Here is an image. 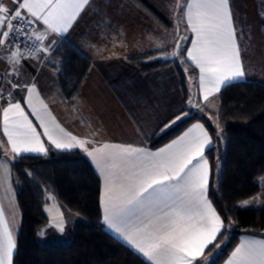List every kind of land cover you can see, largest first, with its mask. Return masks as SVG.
<instances>
[{
	"label": "snow or ice",
	"instance_id": "snow-or-ice-1",
	"mask_svg": "<svg viewBox=\"0 0 264 264\" xmlns=\"http://www.w3.org/2000/svg\"><path fill=\"white\" fill-rule=\"evenodd\" d=\"M88 3L89 0H12L9 7L0 0V46L9 45L6 62L11 67L0 79L18 75L23 68L22 61L33 58L36 48L21 52V38L32 40L34 37L43 44L49 34L62 36ZM177 6L184 8L182 15L188 30L194 34L191 48L184 52L187 60L199 69L202 99L206 106L212 107L207 104L209 97L245 77L230 0H184ZM55 44L53 39L39 50L50 52ZM176 46L180 47L179 41ZM12 47L16 50L11 51ZM8 83L12 88L20 87L11 80ZM25 87L28 91L25 102L50 144L64 151L80 147L103 176L101 206L106 226L151 264H194L206 249L211 251L210 245L220 247L216 241L224 221L207 196L211 172L204 153L211 146V136L203 124H194L157 152L108 143L89 149L88 140L64 133L59 125L49 127L45 123L48 106L40 101L43 111L38 110L32 101L35 85ZM4 91L0 88V98ZM8 95L11 97L12 93ZM188 103L204 110L192 100ZM187 115V112L177 114L171 123ZM3 131L15 157L26 153L47 154L41 134L19 102H9L3 109ZM249 203L244 201L245 206ZM2 217L0 211V264H13L16 244ZM52 222L60 233L64 232L65 220L59 209ZM39 235L43 236L44 232ZM228 264H264V240L242 242L232 252Z\"/></svg>",
	"mask_w": 264,
	"mask_h": 264
},
{
	"label": "crops",
	"instance_id": "crops-1",
	"mask_svg": "<svg viewBox=\"0 0 264 264\" xmlns=\"http://www.w3.org/2000/svg\"><path fill=\"white\" fill-rule=\"evenodd\" d=\"M141 1L160 16L168 28L158 26L151 18L147 17L135 1L89 0L67 33L62 36L49 34L41 44L43 47L55 39L56 44L50 52L41 51L32 59L23 60V68L18 75H7L5 79H0V88L6 89V92L12 89L8 81L17 80L16 83L20 87L15 90L12 103L19 102L24 108L28 119L32 121L36 131L41 134V141L47 149V154L51 150H64H57L50 144L47 137L43 136V128L39 126L40 122L25 102L28 99V91L25 85H35L36 91L32 93V101L38 110L43 111L40 101L48 106L49 115L45 117V123L49 127H52L53 124L59 125L64 133H70L79 139L88 140L89 144L86 147L89 149L108 143L132 145L144 148L149 152H157L161 148L152 149L150 147L151 139L160 131L174 128L181 121L171 123L177 114L182 112H187L188 115L196 113L209 118L218 112L219 93L225 87L209 97L207 104L212 105V107L206 106L198 87L199 69L187 60L186 52H184V50L191 48V41L194 39V34L188 30L186 18L182 15L184 8L177 6L178 2L183 4L184 0ZM4 2L7 6H12V0H4ZM230 9L236 29L240 59L245 72L243 79L233 83L256 82L264 85V0H230ZM43 27L41 22V30ZM62 40L74 42L76 50L90 61V69L82 86L81 97L70 103L58 100L55 95L61 66L59 58L56 57V50ZM177 41L180 44L179 48L176 46ZM6 49L5 46H0V77L11 71L10 65L6 62V57L10 55V51H6ZM173 52L176 55H172ZM149 53H163L160 58L175 61L181 66L184 74H187L186 76L190 80V83L189 80L186 81L187 97L182 91L174 65L142 74L127 63V58L130 55ZM189 100L199 104L204 110L200 111L199 108L190 105ZM7 106L3 100H0V143L3 144V147H0V158H16L11 153V146L8 145L7 137L3 131V109ZM196 123L203 124L202 122ZM169 124L170 126L166 127ZM204 127L211 136V146L206 148L205 158L207 159L206 153L209 150L215 149L217 165L219 166L218 161L223 155L226 138L222 131H217L215 125L213 126V134L205 125ZM68 151H79L84 154L100 177L103 194L104 179L92 158L78 146ZM22 155L44 154L26 153ZM209 168L211 172L210 163ZM210 180L211 175L209 185ZM259 180V184H261L264 176ZM11 184H13L12 171ZM260 194L261 192L254 198ZM51 202L53 201L49 200L45 207ZM212 207L214 208L213 205ZM239 207L251 209L247 208L248 206H245L244 202ZM0 211L3 212L1 206ZM62 212L64 215L65 212L70 213L64 206ZM2 220L5 221L4 213ZM104 225L106 230L116 239L132 248L151 264L146 257L109 229L105 223ZM0 231H2V225H0ZM250 240H264V238L243 235L237 247L242 242ZM16 242L17 239L15 244ZM207 250L203 256L197 258L194 264H211L209 260L215 251L208 257L206 256ZM231 254L223 264H228Z\"/></svg>",
	"mask_w": 264,
	"mask_h": 264
},
{
	"label": "trees",
	"instance_id": "trees-1",
	"mask_svg": "<svg viewBox=\"0 0 264 264\" xmlns=\"http://www.w3.org/2000/svg\"><path fill=\"white\" fill-rule=\"evenodd\" d=\"M132 1L158 26L168 28L145 3ZM162 54L130 55L127 63L142 74L174 65L187 97V79L181 66L175 61L158 58ZM56 57L61 62L56 98L69 103L78 100L90 61L70 40L60 42ZM218 98L219 109L214 117L226 138V145L220 166L215 149L206 153L211 166L208 197L225 228L216 241L223 252L212 264H223L239 245L241 236L264 238V209L239 207L260 193L258 180L264 176V85L236 82L221 90ZM196 122H202L213 134L214 124L209 118L191 113L174 128L156 134L150 147L166 146ZM11 171L21 212L13 264H150L106 230L101 206L102 182L84 154L51 150L46 155H22L15 158ZM49 194L79 217L63 244L39 241L40 230L50 222L44 210ZM209 248L211 251L207 250L206 255L219 249L212 245Z\"/></svg>",
	"mask_w": 264,
	"mask_h": 264
},
{
	"label": "rangeland",
	"instance_id": "rangeland-1",
	"mask_svg": "<svg viewBox=\"0 0 264 264\" xmlns=\"http://www.w3.org/2000/svg\"><path fill=\"white\" fill-rule=\"evenodd\" d=\"M186 79L189 80V77L187 78L186 76ZM189 83H190V80H189ZM209 118L211 122L215 125V127L217 128V131L218 132L221 131L217 127L216 117L211 116ZM14 160L15 158H11V157L0 158V206L5 215V221L8 223L9 229L11 230L13 239L15 241L18 237L19 230H20L21 212L19 209L18 201H17L16 189L14 188V186H12L13 184H11V166H12L11 163H13ZM218 163L220 166L221 160H219ZM259 182L260 180H258V184ZM260 185H261V190H262L260 191L261 192L260 196L253 198L251 200H248L250 203L249 205H247L248 206L247 208L264 209V180L263 182H261V184H259V186ZM47 200L53 201L44 209L46 214L49 217L50 222L47 226H45L44 228L40 230V233L44 232V235L43 236L39 235V241L42 244H51V243L63 244L65 241H67L69 232L73 230L76 222L79 220V217H77V215L71 212H70L71 214L70 213L67 214V212H65V215L63 214L64 220H65V228H64V232L60 233L55 228L52 222V217L56 215L57 209H59V211L62 212L63 206L61 202L55 199L51 194L48 195ZM222 252H223L222 248L217 249L213 253L212 255L213 257L209 260V263L212 264L215 260H217L221 256ZM209 255H206V256L209 257Z\"/></svg>",
	"mask_w": 264,
	"mask_h": 264
},
{
	"label": "built area",
	"instance_id": "built-area-1",
	"mask_svg": "<svg viewBox=\"0 0 264 264\" xmlns=\"http://www.w3.org/2000/svg\"><path fill=\"white\" fill-rule=\"evenodd\" d=\"M29 31H32V29H29ZM3 46H5L7 49L9 48V45H8V44H5V45H3ZM29 48H36V51H35L34 56H33V57H35V56H37L38 54H40L41 51H40L39 49L42 48V47H41L40 42H36V41L34 40V37H33L32 40H24L23 38H21V40H20V50H21V52H26ZM11 50H16V49H15V47H12ZM13 82L16 83L17 80L14 79ZM11 88H12V87H11ZM18 88H19V87H17V88H12V89L9 91V92L12 93L11 97H9V95H8L9 92L4 91L3 96H2V98H0V100H3L4 103H5L6 105H8L9 102L12 103V102L14 101V92H15V90H17Z\"/></svg>",
	"mask_w": 264,
	"mask_h": 264
}]
</instances>
